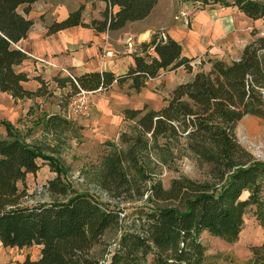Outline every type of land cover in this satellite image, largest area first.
I'll return each mask as SVG.
<instances>
[{
    "label": "trees",
    "instance_id": "1",
    "mask_svg": "<svg viewBox=\"0 0 264 264\" xmlns=\"http://www.w3.org/2000/svg\"><path fill=\"white\" fill-rule=\"evenodd\" d=\"M39 0H0V93L16 100L41 97L27 90L28 75L19 67L28 59L17 47L33 26L27 17ZM102 20L82 21V7L53 22L48 35L80 26L95 33L116 31L145 19L158 0H100ZM205 8L237 9L252 21L263 20L262 0H184ZM21 9V13L19 12ZM133 66L124 74L89 72L59 81L75 93L107 90L113 84L138 94L150 79L179 68L192 71L194 58L182 55L181 44L162 31L134 46ZM210 69L197 72L177 85L158 111L125 109V121L133 123L132 135L120 136L123 148L103 158L98 186L110 193L129 191L145 180L144 156L155 150L162 164L182 148L207 169L208 180L197 182L180 176L168 189L154 183L147 195V209L123 217L121 209L103 205L87 193H71L59 176L49 181L51 195L61 201L24 206L25 179L35 174L45 159L6 121H0V243L4 248H39L36 260L21 264H204L205 232L227 244L238 240L246 212L252 209L264 228V162L255 160L237 141L235 129L245 116L264 122V37L244 47L238 60L229 63L208 59ZM67 120L59 115L45 119L48 131L61 129ZM180 145V146H179ZM18 184H22L19 188ZM143 194H140L142 197ZM162 203L163 205H159ZM119 231L108 259L99 262L91 251L107 232ZM254 264H264V243L251 250Z\"/></svg>",
    "mask_w": 264,
    "mask_h": 264
},
{
    "label": "rangeland",
    "instance_id": "2",
    "mask_svg": "<svg viewBox=\"0 0 264 264\" xmlns=\"http://www.w3.org/2000/svg\"><path fill=\"white\" fill-rule=\"evenodd\" d=\"M50 1L58 0H41L34 6L32 28L35 31L46 29L53 23L45 15L47 13L45 5ZM62 1L66 5L65 8L72 12L82 7V21L86 24L94 19L102 20L105 4L100 0ZM197 7L198 5L184 0H158L154 17H157L159 24L169 20L175 26L178 24L187 26L190 16L198 11ZM206 9L208 8L204 10ZM19 11L22 12L21 9ZM161 17L164 18L159 19ZM196 22L198 25V20ZM249 29L251 42L257 37H264L263 20L250 22ZM157 31L164 32L156 29L153 33ZM27 57L28 59L19 67V70L25 72L30 79L24 87L30 91L40 89L42 96L30 100H16L0 93V121L9 122L27 144L35 147L46 157L37 160L40 169L35 174L26 176L24 206L49 203L53 200L61 201L62 197L51 195L48 191L49 181L59 176V180L71 193H87L111 209L117 207L123 210L122 216L127 217L138 208L147 209V195L150 187L156 182L166 190L171 181L180 176L197 182L208 180L206 167L200 166L192 157L181 156L184 153L182 148L178 147L180 152L175 150L173 158L167 165L160 162L155 150L149 149L142 165L145 180L137 178L139 182L129 191L110 194L102 190L97 183L103 158L113 150L123 148L120 141L123 133L132 135L133 123L124 120L123 111L142 109L144 106L149 110H160L177 85L185 83L197 72H207L210 69L206 58L195 59L190 73L180 68L181 72L175 73L172 83L166 84L162 81L150 85L146 91L147 102L142 101V98L132 99L137 94L128 90V84L121 87L113 84L107 90L92 92L90 112L82 117H72L69 115V103L75 92L68 84L61 87L59 81L78 75L72 72L49 73L42 66L36 65L42 63L38 61L41 58L30 53ZM122 97H125L129 103L126 107L121 101ZM135 105L137 108H132ZM52 115L63 117L67 120V124L61 129L47 132L44 121ZM235 136L238 143L255 160L264 162V122L261 119L252 116L243 117L236 126ZM18 186L22 188V184ZM140 194L143 196L140 197ZM262 197L264 199V184ZM159 205L163 204L159 203ZM252 211L250 209L246 212L243 229L235 243L227 244L205 232L200 236V241L206 247L204 264H254L251 250L264 243V228L257 224ZM119 234L120 232L116 230L107 232L91 251L92 256L99 262L107 260V254L113 249ZM17 252L19 255L30 257L31 260H36L39 256V248L36 246L18 249Z\"/></svg>",
    "mask_w": 264,
    "mask_h": 264
},
{
    "label": "crops",
    "instance_id": "3",
    "mask_svg": "<svg viewBox=\"0 0 264 264\" xmlns=\"http://www.w3.org/2000/svg\"><path fill=\"white\" fill-rule=\"evenodd\" d=\"M35 5L36 3L31 6V11L27 15L29 19H33L32 11ZM65 7L62 0L47 2L46 18L53 22L65 19L72 12ZM155 7L145 19L128 23L124 28L116 31L95 33L91 29L76 26L48 35L45 28L36 31L31 28L27 38L20 41L17 47L26 55L30 53L41 58L45 63L36 65L42 66L49 73L72 72L81 75L110 71L121 75L133 66V56L128 52V45L149 41L156 29L164 30L165 36L179 42L184 57L217 59L227 63L238 60L244 47L252 40L249 24L254 21L235 8L214 7L198 10L190 16L187 26L184 24L175 26L169 20L159 24L157 17H154ZM162 18L164 17L159 19ZM106 52L110 55L106 56ZM179 72H181L180 68L150 79L145 88L132 99L142 98V101L147 102L146 91L150 85L162 81L166 84L172 83L175 73ZM121 101L124 107L129 104L125 97H122ZM132 108H137V105ZM17 250V248H4L0 243V264H21L26 256L19 255Z\"/></svg>",
    "mask_w": 264,
    "mask_h": 264
},
{
    "label": "built area",
    "instance_id": "4",
    "mask_svg": "<svg viewBox=\"0 0 264 264\" xmlns=\"http://www.w3.org/2000/svg\"><path fill=\"white\" fill-rule=\"evenodd\" d=\"M133 44H129L127 49L129 53H132L134 51ZM106 56H109L110 53L106 52ZM38 61L45 63L42 59H38ZM48 64V63H47ZM92 92H86L80 90L79 92L75 93L72 98L70 99L69 103V115L72 117H82L85 116L88 113L89 108L91 105V99L90 95Z\"/></svg>",
    "mask_w": 264,
    "mask_h": 264
}]
</instances>
